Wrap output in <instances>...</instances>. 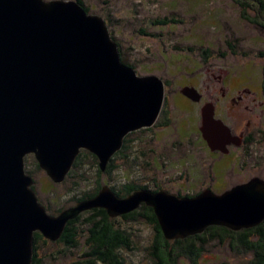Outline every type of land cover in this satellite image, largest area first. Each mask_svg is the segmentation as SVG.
I'll use <instances>...</instances> for the list:
<instances>
[{"label":"water","instance_id":"obj_1","mask_svg":"<svg viewBox=\"0 0 264 264\" xmlns=\"http://www.w3.org/2000/svg\"><path fill=\"white\" fill-rule=\"evenodd\" d=\"M166 86L124 63L106 20L77 0H0V264H33L35 233L57 241L83 211L111 217L154 209L167 240L201 234L210 226L234 231L264 221V180L254 178L221 194L195 196L137 189L120 197L104 185L97 195L50 214L26 170L34 155L62 183L82 150L105 172L130 133L156 124ZM182 93L198 101L196 89ZM203 110L201 131L213 150L236 142L230 128Z\"/></svg>","mask_w":264,"mask_h":264},{"label":"rangeland","instance_id":"obj_2","mask_svg":"<svg viewBox=\"0 0 264 264\" xmlns=\"http://www.w3.org/2000/svg\"><path fill=\"white\" fill-rule=\"evenodd\" d=\"M82 1L91 14L108 20L124 58L135 66L139 75H156L166 81L165 93L170 100H165L162 111L166 109L171 120L168 124L159 123L163 117L161 111L150 130L132 132L124 155L111 159L115 167L111 175L98 174L90 157L84 156L83 165L74 168L62 183H55L37 167L35 157L28 156V169L36 179V193L46 205L53 211L68 209L81 194L92 191L98 180L102 185L114 183L120 188L130 183L151 189L161 185L172 193L182 194L197 193L205 185L221 194L251 178L264 180V56L261 55L264 29L244 20L233 0ZM166 16L182 23L152 25L153 19ZM142 29L150 34H143ZM185 85L195 86L199 95L204 96L195 109L198 116L189 117L185 109L192 108L190 103L176 98ZM223 89L228 99L242 95L243 100L238 105L229 104L223 97ZM217 96L223 100L216 103ZM208 105L214 107L215 118L230 128L234 136L240 138L253 132L254 141L244 148H235L234 144L230 156L226 152L217 155L214 152L217 150L207 141L203 147L201 125L203 110ZM193 140L198 144H191ZM199 173L202 178H198ZM88 211L81 213L82 218L90 215ZM113 219H118L132 234L134 249L123 248L120 252L124 264H155L150 250L156 237L154 227L144 219L129 222L121 215ZM44 240L39 241L38 249L42 264H86L84 254L89 245L85 233L79 235L75 248ZM231 244L230 241L208 243L198 264L224 261L240 264L246 256L234 251ZM247 257L251 258V254ZM179 264L193 263L182 257Z\"/></svg>","mask_w":264,"mask_h":264},{"label":"trees","instance_id":"obj_3","mask_svg":"<svg viewBox=\"0 0 264 264\" xmlns=\"http://www.w3.org/2000/svg\"><path fill=\"white\" fill-rule=\"evenodd\" d=\"M77 1L85 8L88 14L91 13L89 8H87L84 5V2L82 0H77ZM233 1L240 8L241 16L244 18V20L248 21L249 23L259 28L264 29V14L261 13V11L264 12V0H233ZM105 20L109 26L108 20L107 19ZM151 23L154 26L156 25L163 26L166 24L182 23V20L177 19L175 17L166 16L164 18L153 19ZM141 32L143 34H150L144 29H142ZM112 37L120 47L122 61L135 68L133 64H131L124 58L121 50V46L113 34ZM261 55L264 56V52L261 53ZM164 83L165 86L168 85L166 81H164ZM190 87L196 89L195 86L193 85H190ZM180 92L182 93V90H180ZM178 97L179 95L176 98ZM165 100L166 101L170 100V98L166 96ZM180 107L181 109H184L183 106ZM162 113H163V117L161 118L159 123L163 122V124H168L171 119L168 118L166 109L163 110ZM164 116L166 119L164 118ZM151 128L152 127L143 128L141 130H150ZM129 135H127V137L125 138V143L123 148L120 151H118L115 155H119L123 149L128 147ZM84 156L90 157V160L93 163V167H96L97 173L102 175L103 171H101L99 167L98 157L87 150L81 151V153L79 154V156L75 161L74 168H78L79 166L84 164L83 163ZM28 159L29 157L27 156L26 170L29 174L33 176V173L28 169L29 166ZM35 162L37 167L41 169L36 158H35ZM74 168L72 169V171L69 173L68 176L72 174ZM114 169H115L114 164H112V162L110 161L105 173H111L112 171H114ZM216 169L219 171L218 168ZM33 178L36 183V179L34 176ZM102 186L104 185H102L101 181L98 180L96 187L92 191L83 193L78 198L75 199V204L79 201L94 197L95 195L98 194ZM110 187L119 196L130 195L137 189L150 190V188L147 185H140L134 183L128 184L123 190H119V191L116 189L115 186H110ZM34 189L36 190L35 185H34ZM207 189H211V188H207ZM178 193L181 196H189V197L196 195V194H182L180 192ZM39 200L42 204L46 206L50 214L56 215L60 213L62 210H64L63 208H61L57 211H53L49 205H46L42 201L40 197ZM75 204H73L72 206H75ZM87 213H89L90 215H88V217L86 218H82L84 215L80 214L77 218L68 221L64 233L62 234L61 238L56 242L63 243L68 248L70 247L75 248L78 247L79 235L85 233L86 235H88V245H89L88 251L84 254V257L87 258L86 264H124V259L120 252L123 248H126L128 250L134 249L132 234L128 232V229H126L125 227L122 226V224H120V221H118V219H113L114 217H111L105 209L96 208L89 210ZM121 217L129 222L144 219L154 227V230L156 232V237L154 244L152 245L150 250L152 251L153 260L155 264H179V260L182 257L189 258L193 264H198V259L202 255L205 246L208 243L215 241H218L221 244H223L226 241H230L232 243L231 246L232 249H234V251H238L240 252V255L246 256V258H244V260L240 264H264V221L257 226L241 229L239 231H233L232 229L224 226H210L205 230V232H203V234L190 235L183 239L167 240L159 224L155 211L152 207L147 206L146 204H142L139 207V210L133 211L125 215H121ZM44 239L49 241L40 232L35 233L33 264H42V260L38 256L39 254L38 249H39V241ZM248 254H251V258L249 259L247 257ZM219 264H233V263L224 261Z\"/></svg>","mask_w":264,"mask_h":264},{"label":"flooded vegetation","instance_id":"obj_4","mask_svg":"<svg viewBox=\"0 0 264 264\" xmlns=\"http://www.w3.org/2000/svg\"><path fill=\"white\" fill-rule=\"evenodd\" d=\"M185 87H187V86H185ZM185 87H183V88H185ZM222 94H223V97L225 98V100L230 104V103H233V105H238V103L240 102V100H243V96L241 95V96H236V97H230V99H228V93H226V91L223 89L222 90ZM247 92V91H246ZM248 93V92H247ZM181 94V95H180ZM200 100H198V101H195V100H193V99H191L190 97H188V96H186V95H184L183 93H181V92H179V97H181V98H183V102L182 103H190V105L192 106V108L191 109H189V110H187V109H185V111H186V113H189V117H191V114L190 113H193L194 115H196V116H198L196 113H195V109H196V107H197V105H200L202 102H203V100H204V96H203V94L202 93H200ZM223 97H219V96H217V98H218V101L216 102V103H218V102H220V101H222L223 100ZM169 98V97H168ZM216 98V97H215ZM228 99V100H227ZM185 100V101H184ZM167 102V101H166ZM202 108V107H201ZM201 108H200V112H201ZM202 114V113H201ZM216 116V111H215V114H214V117ZM168 118H170V117H168ZM249 121V120H248ZM244 124H245V122H244ZM248 124L250 125V123L248 122ZM248 129V128H247ZM250 129H248V131H249ZM232 131V130H231ZM232 135L234 136V134H233V132H232ZM238 136H240V135H237L236 137H237V139H236V142H233L231 145H229L228 146V155L227 156H230L231 155V148H233V145L235 144V148H237V147H241L242 146V148H244V147H246L247 146V144H248V146H249V144L251 143V142H253L254 141V136H253V132L251 133V134H248V135H243L242 137H238ZM239 139V140H238ZM203 140V139H202ZM191 144H194V145H196V144H198V142H195L194 140L191 142ZM201 145L204 147H206L207 146V142H206V140H203V142L201 141ZM237 146V147H236ZM251 148V147H250ZM250 148H249V153L251 152V150H250ZM126 149V148H125ZM125 149H123L121 152H120V154L119 155H122V153H123V155H124V150ZM215 153H218L217 155H219V152H223V151H221V150H217V151H214ZM230 152V153H229ZM223 154H225V152L223 153ZM113 162V161H112ZM113 164V163H112ZM219 170H221L222 171V169H219ZM113 173V171L111 172V173H109L110 175ZM200 174V173H199ZM198 174V178H202V174H200L199 175ZM187 177V180L188 181H190L191 179H189L188 177H190V176H186ZM255 177V176H254ZM253 177V178H254ZM201 180V179H200ZM250 180H252V178L250 179ZM249 180V181H250ZM263 180V179H262ZM249 181H246L245 183H247V182H249ZM203 183H205L204 182V180H203ZM135 184V183H134ZM128 185V184H127ZM126 184L125 185H123V187L122 188H120V187H117V185H114V183H112V185H110L109 184V186H115L116 187V189L119 191V190H123L126 186H127ZM207 188H211L214 192H215V190L216 189H214V188H212L211 186H207V185H205V187L202 189V190H204V189H207ZM168 190L167 188H164L163 186H161V185H158L156 188H154V189H151L150 188V190H152V191H158V190ZM201 190V191H202ZM168 191H170V190H168ZM201 191H198L197 193H194V194H199ZM170 192H173V191H170ZM175 193H177V194H179L178 192H175ZM181 193V192H180ZM180 195V194H179ZM126 196H128V195H126ZM126 196H120V197H126ZM195 196V195H194Z\"/></svg>","mask_w":264,"mask_h":264},{"label":"bare ground","instance_id":"obj_5","mask_svg":"<svg viewBox=\"0 0 264 264\" xmlns=\"http://www.w3.org/2000/svg\"><path fill=\"white\" fill-rule=\"evenodd\" d=\"M185 150V149H184Z\"/></svg>","mask_w":264,"mask_h":264}]
</instances>
